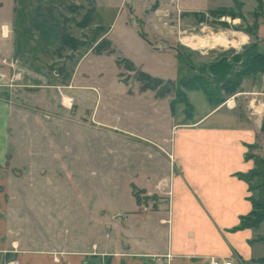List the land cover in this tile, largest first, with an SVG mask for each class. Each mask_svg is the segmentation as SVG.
Wrapping results in <instances>:
<instances>
[{"label": "crops", "instance_id": "0c3cea01", "mask_svg": "<svg viewBox=\"0 0 264 264\" xmlns=\"http://www.w3.org/2000/svg\"><path fill=\"white\" fill-rule=\"evenodd\" d=\"M7 2L9 17L0 20V251L15 255L13 264H210L211 257L230 258L236 264H264V222L258 227L234 229L241 217L253 210L252 190L240 174L255 167L252 155L264 158V101L257 104L259 99L254 98L243 108L237 98L264 96V83L258 84L262 72L246 76L238 91L220 104L208 99L211 108L200 118H173L162 135L164 145L158 146L160 153L153 159V167L137 173L142 175L140 181L133 179L127 186L105 190L112 199L126 197L130 202L128 206L117 202L112 211L105 210L111 212L104 224L112 234L102 233V244L85 249L64 241L28 248L22 247L19 239L7 241L11 229L8 212L13 204L7 195L11 174L33 169L35 157H49L56 168L69 170L62 142L54 141L47 128L57 121L89 124L88 95L96 89L84 83L87 74L79 73L83 63L107 60L112 70L119 68L120 73L119 56L108 31L107 44L97 51L102 38L88 46L86 27L68 26L59 14L51 23L39 16L56 11L61 0ZM261 3L257 9L264 7V0ZM69 4L81 7L83 0ZM197 6L191 0H173L171 4L180 13H209ZM227 6L221 8H234L233 4ZM63 33L78 44L64 45ZM263 42L257 41L258 46ZM249 79L255 85L246 90L243 87ZM25 110L31 115L25 127L30 128L27 147L22 142L20 113ZM91 122L108 125L95 113ZM42 139L48 142L49 151L44 141L40 146Z\"/></svg>", "mask_w": 264, "mask_h": 264}, {"label": "rangeland", "instance_id": "374dc122", "mask_svg": "<svg viewBox=\"0 0 264 264\" xmlns=\"http://www.w3.org/2000/svg\"><path fill=\"white\" fill-rule=\"evenodd\" d=\"M61 1L56 11L42 12L39 16H45V21L51 23L59 14L68 26L86 27L88 46L101 38L108 42L105 37L108 31L115 44L116 57L119 56L116 64L120 73L119 68L112 70L107 60L88 59L83 63L79 73L85 72L84 83L96 89L88 95L89 124L57 121L47 128L54 141L62 142L70 161L69 170L56 168L49 157H35L33 169L17 176L11 174L7 195L13 204L8 212L11 229L7 241L19 239L22 247L28 248L67 241L72 247L82 245L90 249L94 243L102 244V233L112 234L104 224L110 220L109 211L118 203L128 206L130 202L126 197L114 200L105 190L124 186L133 179L140 181L142 175L137 173L153 167V159L160 153L158 146L164 145L162 135L168 132L173 118L198 119L211 108L203 89L186 88L181 85L182 81L197 80L200 85L209 86L214 95L230 97L221 89L210 66L229 58L236 62L234 69L241 68L242 56L252 44L264 41V7L257 9L263 0H191L198 3L200 10L209 13L186 14L171 8L173 0H126V3L83 0L81 7L70 5L71 0ZM231 4L234 8L229 13H210L219 6ZM9 13V2L0 0V20L8 19ZM215 34H226L231 42L227 46L194 48L182 41L184 37L207 40ZM63 44L74 45L67 39ZM259 46L257 51L264 53V42ZM126 58L135 69H130ZM141 71L161 78L163 84L157 89L144 87L146 80ZM263 83L264 77L260 76L259 86ZM172 84L174 88L170 92L162 91L164 86ZM254 85L249 79L243 88L250 90ZM175 87L185 91V98L177 97ZM254 98L259 99L257 104L264 101L262 95L248 94L237 98V103L247 108ZM20 113L24 122L22 142L27 147L30 128L25 127L31 115L26 110ZM94 113L108 125L92 123ZM113 125L120 130L116 131ZM140 137H148L155 143L150 145ZM43 141L45 150L49 151L47 141L42 139L40 146ZM258 182L259 178L252 179L251 187H256ZM252 196L259 200L261 194L253 189ZM15 259V255L0 251V264H13Z\"/></svg>", "mask_w": 264, "mask_h": 264}, {"label": "trees", "instance_id": "16d2710c", "mask_svg": "<svg viewBox=\"0 0 264 264\" xmlns=\"http://www.w3.org/2000/svg\"><path fill=\"white\" fill-rule=\"evenodd\" d=\"M260 5L262 6V3H260ZM229 11H232V9L230 10L227 8H221L217 10H212L210 13L218 12L223 14L226 12L229 13ZM66 39L71 41V43H74V47L78 44L74 38L63 35L62 40ZM105 44H107V41H100L96 46L97 51H102V48ZM249 49L250 50L246 54H244V56H242L241 68L237 70L234 69V63L236 62L229 58H223L222 60L211 64L210 68L215 70V75L218 77V83H220L221 89L224 91L225 94L231 95L237 92L242 84L243 79L246 76L257 74L259 72L264 73V53H259L257 51L258 43H253ZM250 51L252 52L251 54ZM125 61L129 62L128 59H125ZM129 67L131 70L135 69V66L132 62H129ZM140 75L144 78V80H146L144 87H152L157 89L161 84H163V80L161 78L153 77L144 71H141ZM181 85L186 88H190L193 86L203 89L209 101L213 104L218 105L225 100L223 97L214 95V92L211 88H209V86H203L197 83V80H183ZM171 88H174V84H172L171 87L164 86L162 88V91L170 92ZM175 89L178 98H185V91L182 88L175 87ZM252 157L255 160V167L250 172L246 174H240V176L247 180L249 182V185L252 179L259 178L257 186L252 188L250 185V188L251 190L255 189L259 191L261 196L259 200L252 198L253 210L248 215L242 216L240 223L235 226L234 229L258 227L261 223L264 222V158L258 155H252ZM89 264L99 263H97L96 261H91Z\"/></svg>", "mask_w": 264, "mask_h": 264}, {"label": "bare ground", "instance_id": "6f19581e", "mask_svg": "<svg viewBox=\"0 0 264 264\" xmlns=\"http://www.w3.org/2000/svg\"><path fill=\"white\" fill-rule=\"evenodd\" d=\"M195 36V35H194ZM183 43L194 47V48H201V47H214L215 45H226L231 42L229 40V37L226 34H215L213 36H211L210 38H207V40H205L204 38L198 37L197 41H194V38L191 37H184L182 39Z\"/></svg>", "mask_w": 264, "mask_h": 264}, {"label": "built area", "instance_id": "2783aa9c", "mask_svg": "<svg viewBox=\"0 0 264 264\" xmlns=\"http://www.w3.org/2000/svg\"><path fill=\"white\" fill-rule=\"evenodd\" d=\"M227 105H230V103L227 102ZM210 264H236V263L233 259L230 258L211 257Z\"/></svg>", "mask_w": 264, "mask_h": 264}, {"label": "water", "instance_id": "95a60500", "mask_svg": "<svg viewBox=\"0 0 264 264\" xmlns=\"http://www.w3.org/2000/svg\"><path fill=\"white\" fill-rule=\"evenodd\" d=\"M130 9H132V8L130 7Z\"/></svg>", "mask_w": 264, "mask_h": 264}]
</instances>
